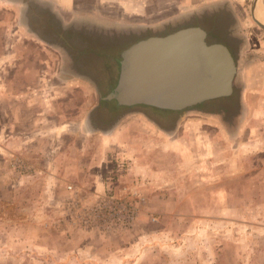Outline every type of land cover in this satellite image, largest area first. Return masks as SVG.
Returning <instances> with one entry per match:
<instances>
[{
  "label": "rangeland",
  "instance_id": "rangeland-1",
  "mask_svg": "<svg viewBox=\"0 0 264 264\" xmlns=\"http://www.w3.org/2000/svg\"><path fill=\"white\" fill-rule=\"evenodd\" d=\"M87 1L99 2L78 7ZM115 1L96 6L116 13ZM254 1L143 0L148 13L189 11L169 30L201 26L237 64L231 95L168 114L106 98L136 36L85 33L77 45L104 49L75 58L0 0V264H264V28ZM67 2L58 0L75 25L82 16ZM81 68L92 81L67 79ZM144 123L168 135L138 130Z\"/></svg>",
  "mask_w": 264,
  "mask_h": 264
},
{
  "label": "water",
  "instance_id": "water-1",
  "mask_svg": "<svg viewBox=\"0 0 264 264\" xmlns=\"http://www.w3.org/2000/svg\"><path fill=\"white\" fill-rule=\"evenodd\" d=\"M258 0L254 1L253 17ZM201 26H187L140 39L123 53L116 88L106 97L127 107L149 105L181 110L229 96L237 73L228 45L210 43Z\"/></svg>",
  "mask_w": 264,
  "mask_h": 264
},
{
  "label": "crops",
  "instance_id": "crops-1",
  "mask_svg": "<svg viewBox=\"0 0 264 264\" xmlns=\"http://www.w3.org/2000/svg\"><path fill=\"white\" fill-rule=\"evenodd\" d=\"M3 1H6L7 3L8 2L16 3L21 6V11L18 14V20L19 22L23 19L28 20V24L27 22L26 23L23 22V24L20 23L21 26H23L24 28L26 27L28 31L40 37L42 41L45 42L46 40L47 42L48 40L43 37L44 35L40 34L41 32L31 24L30 18H34L38 20L39 23L41 22L46 26L44 30H47L48 32L47 34L51 32L50 35H53L52 37H54V34L58 36L60 44L56 46L57 49H60L61 51L64 52L73 49V53L75 54L74 57L82 58V59L94 58V56L98 57L96 54L93 53L98 49L100 50L104 49L101 46L100 47L97 46L96 47L97 49H95L94 47L85 49L84 46L77 45V41H81L82 39L85 40V33L87 34L88 32L96 33V34H104V33L108 34V32L113 30L116 33L117 32L120 33V35H118L117 37L120 39L126 37L125 34H127V36L129 35L134 37L136 36L137 39L134 41L135 43L143 38H147L150 36L166 35L174 31H177L184 26L185 27L188 26L184 24V26L178 28L177 30L174 31L169 30V27L177 25L176 23L178 21H181L183 23H188L187 15L189 11H182V12L174 11L175 13L165 12V15H162V12L159 11L148 13V11H146V8L143 5V0H127V3H125V0L115 1V6L118 11L116 13H108V14H102L103 10L99 9L96 6L100 2V0L99 2L87 1L86 5L84 3L85 7L84 6L78 7V5H80L79 4L80 0H68L66 5L63 6L69 5L67 7L68 9L70 5H73L74 7L70 11L73 12L75 11V13H77L75 15L76 17L78 15L82 16L79 18L75 17L76 18L75 20H77V23L74 20L75 25H73V23H71V21H69L68 19H67L68 21L65 20L66 19L65 13L63 11V8H60L59 6L60 4H58V0H3ZM35 6L41 7L43 9V12L36 14V12H34ZM82 7H84V9H82ZM252 13H253V9H252ZM160 15L163 17H160ZM146 33H149V35L144 36ZM70 35L73 36L71 37ZM67 36L70 37L66 39ZM72 42L74 43V45L72 44ZM48 43L50 44L49 41ZM65 64L67 66L72 65V63L69 61H67V63ZM81 66L86 67L84 64H81ZM79 71L80 72L78 73L73 72L71 76L67 79H73L77 75H80L81 78L85 81L89 82L93 80L91 76H88L89 74L87 73V70L85 68H81V70ZM138 130L140 131L146 130L151 132L157 130L158 133H161L163 135H168L167 132L157 127L156 125H153L152 123L140 124Z\"/></svg>",
  "mask_w": 264,
  "mask_h": 264
},
{
  "label": "trees",
  "instance_id": "trees-1",
  "mask_svg": "<svg viewBox=\"0 0 264 264\" xmlns=\"http://www.w3.org/2000/svg\"><path fill=\"white\" fill-rule=\"evenodd\" d=\"M122 60L123 59L121 57V59L118 61L119 69H118V78H117V81L113 85H112V83H110V85H112L111 86V90H110L111 92L116 88L117 82L119 80V76H120V72H121V68H122V64H121L122 63ZM203 105H204V103L199 104V105H196L193 108L196 109V108H198L197 106H203ZM138 108H140V109L137 112H140V113H152V111L154 112V110L165 111L168 114L173 112V110H168V109L166 110V109H161V108H158L157 109L155 107H151V106L145 105V104L138 105ZM150 110H152V111H150Z\"/></svg>",
  "mask_w": 264,
  "mask_h": 264
},
{
  "label": "bare ground",
  "instance_id": "bare-ground-1",
  "mask_svg": "<svg viewBox=\"0 0 264 264\" xmlns=\"http://www.w3.org/2000/svg\"><path fill=\"white\" fill-rule=\"evenodd\" d=\"M256 18L264 24V1L259 0L255 10Z\"/></svg>",
  "mask_w": 264,
  "mask_h": 264
},
{
  "label": "built area",
  "instance_id": "built-area-1",
  "mask_svg": "<svg viewBox=\"0 0 264 264\" xmlns=\"http://www.w3.org/2000/svg\"><path fill=\"white\" fill-rule=\"evenodd\" d=\"M70 189H72V186H69Z\"/></svg>",
  "mask_w": 264,
  "mask_h": 264
},
{
  "label": "flooded vegetation",
  "instance_id": "flooded-vegetation-1",
  "mask_svg": "<svg viewBox=\"0 0 264 264\" xmlns=\"http://www.w3.org/2000/svg\"><path fill=\"white\" fill-rule=\"evenodd\" d=\"M117 85H118V82H117ZM117 85H116V86H117Z\"/></svg>",
  "mask_w": 264,
  "mask_h": 264
}]
</instances>
